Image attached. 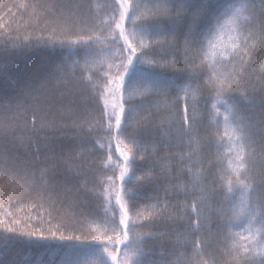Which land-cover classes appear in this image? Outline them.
Here are the masks:
<instances>
[{
	"label": "trees",
	"instance_id": "1",
	"mask_svg": "<svg viewBox=\"0 0 264 264\" xmlns=\"http://www.w3.org/2000/svg\"><path fill=\"white\" fill-rule=\"evenodd\" d=\"M66 2L67 0H0V264H100L101 261L111 264L100 244L107 240L106 231L113 239L119 238L105 225L104 219L112 216V207L118 209L115 193H122L125 187L119 180L124 162L117 148L125 149L129 146L122 140L118 142V138L113 136L112 158L109 161V137L103 130L93 131L91 138L97 146L100 143L105 146V173L99 179L106 194L101 197L88 195L84 198L86 202H82L81 194L76 193L74 187L78 183L77 168L95 160V155L86 151L92 145L82 142L87 137L78 129L83 126L87 132L90 127L100 128L97 121L99 113L81 106L83 97L87 95L81 76L89 81L87 88L99 87L103 97L101 107L106 100L109 113L112 112V99L117 102L116 111H119V105L129 96L132 97L128 101L130 104H139L147 89L137 81L128 86L126 93L116 90L114 85H107L109 79H116V66L119 64L118 59H112L116 55L115 51H106L112 47L108 41L111 40L112 28L115 27L112 24L108 28L107 22L113 19L114 13L117 19L119 17L120 6L116 0H83L86 5H90V9L85 8L74 22L61 18L66 17V10L59 5ZM163 2L164 0H129V4L137 5L138 13L144 16L154 14L156 5H162ZM209 2L212 7L202 18L201 29L206 30L209 21L214 26L207 34L199 57L196 58L193 52L185 50L183 37H180L177 47L168 50L165 53L166 60L161 62L164 66L160 70L167 74L166 78L176 88L167 96L153 97L154 106L151 111L155 140L150 139L142 145L136 161L138 169L146 164L151 165V174L155 177L151 184L144 186L140 199L137 200L136 210L140 213L136 218L137 231L157 234L146 242L147 255L144 257L130 258L128 249L122 245L117 246L120 248L121 264H131V259L136 258L155 260L159 264H189L196 258L209 259L204 254L199 257L195 255L191 243L195 237L186 232L188 218L184 205L187 203L190 210L192 204L191 196L186 201V193L201 197V208L208 218L204 222L203 232L213 238L207 251L214 254L216 264H232L226 249L232 247L233 241L229 239L227 245H223L215 239L218 225L222 222L219 213L222 197H212L209 193L219 189L221 174L225 184L230 178L229 161H234L235 150L229 136L234 127V118L229 117L231 123L226 127L224 116L227 113L223 105H218L219 115L211 111L210 105L208 108L203 106V97L209 94L211 85H206L201 90H197L195 85L185 87L189 82L181 77L192 70L193 63H203L209 75L212 74V65L221 74L226 71L225 66L220 63L222 56L213 53L212 44L209 45L208 41L213 42L222 21L230 15H220L225 8L230 4L247 5L244 14L251 16L253 23L246 28L245 34L251 32L252 38L243 47L245 70L239 86L233 92L236 97L233 103L239 109L237 115L243 116L249 127L254 143L248 150L251 153L253 174L258 177L264 168V113L261 111L264 107V37L261 36L260 28V22L264 20V0ZM53 5L57 7L53 8ZM159 12L161 16L165 14L163 7ZM218 15L220 18L217 23ZM93 25L99 26L94 28ZM126 27H129L128 24ZM118 31L116 30L117 35ZM49 38L56 40L57 44L45 45L43 41ZM89 38L97 40L92 45L94 51L89 55L85 54L86 46L83 44H59V41H87ZM26 40L32 41L28 47L23 46ZM38 40L41 42L36 43ZM140 41L141 37L136 38L137 44ZM236 42L240 41L236 38ZM144 43H148L146 38ZM57 64H61L59 71L54 77H50L53 66ZM231 67L232 65H228L227 70H231ZM94 73L97 75H93ZM194 74L198 75V71ZM205 79V76H200L197 83L204 84ZM177 97L179 104L176 103ZM37 98L49 115L47 121L36 123L38 134L33 135L31 107ZM185 99L190 115L202 123L198 130L185 134L181 141L174 121L179 119L177 109L182 116ZM145 114L143 110H138L133 115L136 119H143ZM217 127L219 135H215ZM209 143L211 147L207 146ZM37 144L39 152L36 151ZM80 153H83V160L77 159ZM141 155L145 157L144 160L140 159ZM210 163L215 166H210ZM26 165L32 167L25 169ZM53 167L56 168L59 201L56 208L50 210L47 201L29 198L27 193L32 190L33 185L39 188L54 175L52 172L48 176L43 175L46 168ZM232 167H235V163ZM113 172L116 177L114 181L109 179ZM141 174L138 170L137 175ZM79 180H83V176ZM91 183L95 181L90 178V186ZM60 189L70 191L65 193ZM226 191L225 188L224 192ZM41 204L42 206H37ZM164 204H167L165 215L171 214L177 218L176 222L164 220L158 215L164 211ZM81 213L86 214L87 219ZM149 217L154 218L153 224H147ZM28 218H31L32 225L43 228L45 236L49 238L29 239L20 236L19 229L16 234L6 232L13 220L23 222ZM192 219L195 220V216ZM142 222L147 226L140 227ZM242 228L243 225L230 231L236 232ZM51 231L56 232L57 236H71L73 241L52 239ZM228 231L225 229V232ZM244 235L247 236L248 233L245 232ZM109 250H112L111 246Z\"/></svg>",
	"mask_w": 264,
	"mask_h": 264
},
{
	"label": "snow or ice",
	"instance_id": "2",
	"mask_svg": "<svg viewBox=\"0 0 264 264\" xmlns=\"http://www.w3.org/2000/svg\"><path fill=\"white\" fill-rule=\"evenodd\" d=\"M116 3L120 6L119 17L117 19L114 13L113 19L107 22L108 28H111L112 24L115 27L112 28L113 35L111 40L108 41L112 47L106 49V51L111 53L114 50L116 55L112 59H118L119 64L116 66V79H109L107 85H114L116 90L126 93L128 86L137 81L147 91L141 97L139 104H130L128 101L132 97L129 96L119 105V111H116L117 106L114 104L112 112L109 113L106 100L101 107L100 101L103 97L100 94L99 87L93 86L92 88H87L89 81L81 76V83L86 85L85 90L87 92V95L83 97L81 106L86 110L90 108L92 111L99 113L97 121L100 128L90 127L87 132H85L83 126L78 129V131L87 137L82 142L92 145L91 149H86V151L95 155V160L86 166L82 164L77 168L76 179L78 183L74 186L76 193L81 194L82 202H86L84 198L88 195L101 197L106 194V190H102L103 185L99 179L105 173V146L103 143L97 146L91 138L93 131L103 130L109 137V154L107 155V160L109 161L112 158L111 138L113 136L118 138V142L122 140L129 146L125 149L117 148L124 162L123 167L120 169L119 180L123 182L125 187L122 190L123 194L121 192L115 193L116 205L119 206L118 209L112 207V216L104 219L105 225L119 238L113 239L112 236H108L106 231L105 236H107V240L102 241L100 244L104 252L107 253V256L110 257L111 264H121L120 248L117 247L120 245L129 250L130 258L146 256V242L153 239L157 234L154 232L143 233L137 231L136 218L140 216V213L136 210L137 200L140 199V192L144 186L151 184L155 177L151 174V165L146 164L144 167L138 169L136 161L142 145L150 139L155 140L153 134L155 126L152 123L153 113L151 111L154 106L153 97L167 96L176 88V85L166 78L167 74L160 70L164 66L161 62L166 60L165 53L168 50L177 47L180 43V37H183V47L185 50L193 52L195 57L198 58L204 49V41L207 39V34L212 31L214 26L209 21L208 28L206 30L201 29L202 18L212 7L209 0H198V2H194V0H164L162 5L159 3L156 5V12L149 16L139 14L137 11L138 6L135 4L130 5L129 0H116ZM55 7L57 5H53V8ZM59 7L66 10V17L62 16L61 18H67L73 22L85 8L90 9V5H86L83 0H67L66 3L60 4ZM161 7H163L165 12L163 16L159 12ZM246 8L247 5L244 3H240L238 6L230 4L220 14H230L229 23L235 26L234 30L237 32V40L240 41H234L232 51L228 52L227 56L221 57L220 63L225 66L226 71L221 74L217 71L215 65H212V74L209 75L203 63L200 65L193 63L192 70L186 72L181 79H186L189 82V85L185 87L195 85L197 90L203 89L206 85H211L209 94L203 97V106L208 108L210 105L211 111L219 115L218 105H223L227 113L224 116L226 127L231 123L229 117L234 118V127L229 136V140L232 142L235 150L234 161H229L228 176L230 178L225 184L223 183V174H221L219 189H215L209 193L212 197H222L219 208L222 222L218 225L215 239L223 245H227L229 239L233 241L232 247L226 249L232 264H264V168L261 169L258 177L253 174L250 160L251 153L248 149L253 147L254 142L244 117L237 115L239 109L233 103L236 99L233 92L239 86L242 73L245 70L243 67L245 56L243 47L252 38L251 32L245 34L246 28L251 27L253 23L252 17L244 14ZM219 18L218 15L216 17L217 23L219 22ZM129 23L132 26L131 30L126 27ZM98 26L93 25L94 28ZM260 28L261 36L264 37V20L260 22ZM116 30H119L118 35L116 34ZM137 35L141 37L139 44L136 43ZM145 38L148 43H144ZM40 42L38 40L36 43ZM31 43V40H26L23 46L28 47ZM43 43L55 46L57 41L49 38L43 41ZM72 43L85 45L84 52L86 55H89L94 51L92 45L97 43V40L89 38L87 41H59L61 46L65 44L71 46ZM208 43L209 45L212 44L211 41H208ZM148 57L150 59H146ZM61 64L53 66L50 77L56 75ZM228 65H232L231 70H227ZM109 67L111 68V65ZM120 69L123 71L121 72ZM197 71L198 75L194 74ZM93 75L97 74L94 73ZM200 76L206 77L204 84L197 83ZM176 103L179 104V97L176 98ZM262 104H264V101H262ZM138 110H143L146 113L143 119H136L134 117L133 114L137 113ZM27 111L28 109H26ZM261 111L264 113V107H262ZM31 115L33 121L32 134L37 135L36 123L38 121H47L49 115L45 112L38 98L31 107ZM177 116L179 119L174 121V123L177 125V135L181 141L185 134L198 130L202 123V121L198 122L190 115L187 99H185L182 116L179 109H177ZM113 120L115 124L114 128ZM215 135H219L218 127ZM29 144L31 146V141ZM207 146L211 147V143ZM39 150L37 144L36 151L39 152ZM144 151H146V148ZM77 159L83 160V153H80ZM140 159L144 160L145 157L141 155ZM233 163H235V167H232ZM210 166L215 165H211L210 163ZM31 167L32 165H26L25 169ZM138 170L142 173L141 175H137ZM49 172H52L54 175L49 177L39 188L33 185L32 190L27 193V196L29 198H39L42 202L47 201L49 209L54 210L59 201V197L57 196V176L55 175L56 168H46L43 171V175L48 176ZM80 176H83V180H79ZM231 177H234V179ZM90 178L95 181V183H91V186ZM109 179L113 181L116 179L115 172H113V175ZM128 185H131V187H128ZM225 188L227 189L226 193L224 192ZM60 190L65 193L70 191V189ZM189 196L192 198L190 210L187 203L184 205V211L188 218L186 232L195 237L191 241L195 255L199 257L200 254H204L209 257L207 260L202 258L193 259L189 264H216L214 254L207 251L213 238L203 232L204 222L208 218L204 215L201 208V197H197L192 193H186V201ZM60 202L62 203V201ZM157 203H160V201L157 200ZM37 206L40 207L42 204ZM163 209L164 211L158 213V215L164 220L176 222L177 218L171 214L165 215L167 204L163 205ZM81 215H85L87 219L86 214L81 213ZM193 216H195V220L192 219ZM153 223L154 218L149 217L147 224ZM241 225H243V228L240 231H230L233 228H241ZM144 226L147 225L142 222L140 227ZM18 229L20 236L29 239L33 237L37 240L49 238L45 236L43 228H37L31 224V218L23 222L13 220L12 226L8 227L6 232L16 234ZM225 229L229 231L225 232ZM245 232L248 233L247 236L244 235ZM50 236L52 239L60 241H73V237H65L63 234L57 236L54 231L50 232ZM97 240H99V237H97ZM109 246L112 247V250H109ZM257 257H259L258 260ZM100 264H106V262L101 261ZM131 264H159V262L136 258L131 259Z\"/></svg>",
	"mask_w": 264,
	"mask_h": 264
},
{
	"label": "rangeland",
	"instance_id": "3",
	"mask_svg": "<svg viewBox=\"0 0 264 264\" xmlns=\"http://www.w3.org/2000/svg\"><path fill=\"white\" fill-rule=\"evenodd\" d=\"M129 27H127L129 30H131V24H128ZM234 25L229 23V16H227L221 23L220 27L217 30V33L214 37V40L212 42V51L213 53H216L220 56H227L229 51H232V44L234 41H236L237 35L236 31L234 30ZM140 37L139 35L136 36V38ZM227 50V51H226ZM138 83V82H136ZM117 106V102L114 101V99L111 100V107L113 105ZM108 260L111 261L110 257H108Z\"/></svg>",
	"mask_w": 264,
	"mask_h": 264
}]
</instances>
